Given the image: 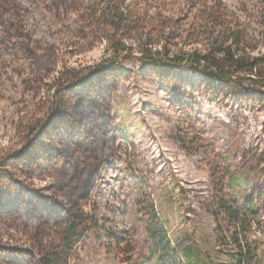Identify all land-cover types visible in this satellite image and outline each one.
<instances>
[{
	"label": "rangeland",
	"instance_id": "1",
	"mask_svg": "<svg viewBox=\"0 0 264 264\" xmlns=\"http://www.w3.org/2000/svg\"><path fill=\"white\" fill-rule=\"evenodd\" d=\"M10 2L12 22L0 17V157L23 144L31 109L47 98L39 77L29 81L30 47L42 56L53 46L61 68L116 60L106 0ZM126 2L117 36L128 48L116 72L105 69L117 80L109 89L116 153L81 202L92 229L71 264H264V89L250 79L221 85L205 65L156 64L208 50L213 32L228 37L231 28L249 55L264 58V0ZM218 4L228 22L214 28ZM15 19L30 40L16 36ZM164 23L175 30L161 40ZM147 47L152 63L140 58ZM0 235L26 240L1 222Z\"/></svg>",
	"mask_w": 264,
	"mask_h": 264
},
{
	"label": "trees",
	"instance_id": "2",
	"mask_svg": "<svg viewBox=\"0 0 264 264\" xmlns=\"http://www.w3.org/2000/svg\"><path fill=\"white\" fill-rule=\"evenodd\" d=\"M126 1L106 0L115 16V33L110 37L112 54L115 52L111 57L115 62L103 60L97 66L81 70L63 63L61 68L56 56L59 51L55 53L53 46L43 50L42 56L37 54V47L29 48L30 57L34 58L32 69L35 68L29 81L39 77L45 84L47 98H41L31 109L23 126L26 132L23 144L0 157V222L26 237L25 241L11 243L0 235V264H71L78 244L92 229V221L81 202L88 200L90 190L99 183L100 169L116 153L109 89L117 80L112 82L113 77L105 69H110L111 74L116 72L117 63L125 57L122 51L128 48L117 36L120 25L128 24L124 23L126 14H130ZM0 2V17H8L16 9L10 0ZM64 5L69 12L68 5ZM215 13L217 16L211 17L214 28L228 22L227 11L221 4L217 9L212 8L210 14ZM8 21L12 22L9 17ZM8 21L6 18L5 22ZM14 23L16 36L28 37L20 21L15 19ZM173 28L170 23H164L158 30L163 37L160 39H166ZM214 34L208 50L194 52L187 58L184 54L163 58L156 64L161 67L205 65L211 70L212 81L243 87L244 81L250 79L261 93L264 58L245 51L241 46L243 36L239 37L237 29L231 28L228 37ZM165 48L166 52L170 51ZM150 52L152 49L143 48L140 58L146 63L153 61L148 56ZM157 53L162 54L160 50ZM43 56L47 61L42 60ZM43 176L49 181L37 185L34 178ZM199 251L209 258L207 253Z\"/></svg>",
	"mask_w": 264,
	"mask_h": 264
}]
</instances>
